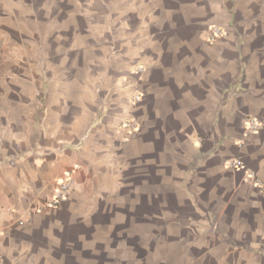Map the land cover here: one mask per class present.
<instances>
[{
	"label": "crops",
	"instance_id": "crops-1",
	"mask_svg": "<svg viewBox=\"0 0 264 264\" xmlns=\"http://www.w3.org/2000/svg\"><path fill=\"white\" fill-rule=\"evenodd\" d=\"M247 117L264 0H0V264H264Z\"/></svg>",
	"mask_w": 264,
	"mask_h": 264
},
{
	"label": "built area",
	"instance_id": "built-area-1",
	"mask_svg": "<svg viewBox=\"0 0 264 264\" xmlns=\"http://www.w3.org/2000/svg\"><path fill=\"white\" fill-rule=\"evenodd\" d=\"M225 34L226 31L223 27L212 25L209 28V38H208L209 44L216 43ZM138 72H143V69L139 68ZM140 101H141V94H136L131 102L134 105H137ZM120 128L129 136L137 132L140 129V125L135 119H132L130 121H126L125 123H123ZM263 128H264V124L260 122L256 117H247L246 129L249 133H253V134L258 133L261 130H263ZM228 165L230 168L233 169H239L245 167V163L242 160L231 161ZM246 178L247 180L252 181L257 186L262 185L261 181H259V179L257 178L254 172L248 171ZM70 191H71L70 182L68 181L60 182L57 191L54 193L53 198L48 202L49 207L58 208L62 204V202L68 198Z\"/></svg>",
	"mask_w": 264,
	"mask_h": 264
}]
</instances>
